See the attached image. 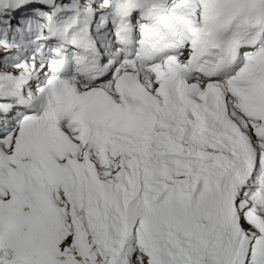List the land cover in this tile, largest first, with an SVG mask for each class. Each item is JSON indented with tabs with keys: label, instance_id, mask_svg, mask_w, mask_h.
Returning <instances> with one entry per match:
<instances>
[{
	"label": "snow or ice",
	"instance_id": "snow-or-ice-1",
	"mask_svg": "<svg viewBox=\"0 0 264 264\" xmlns=\"http://www.w3.org/2000/svg\"><path fill=\"white\" fill-rule=\"evenodd\" d=\"M0 264H264V0H0Z\"/></svg>",
	"mask_w": 264,
	"mask_h": 264
}]
</instances>
